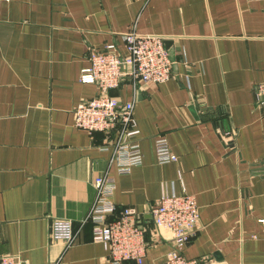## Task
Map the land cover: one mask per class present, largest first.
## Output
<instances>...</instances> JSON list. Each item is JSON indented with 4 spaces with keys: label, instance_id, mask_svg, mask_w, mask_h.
Segmentation results:
<instances>
[{
    "label": "crops",
    "instance_id": "0c3cea01",
    "mask_svg": "<svg viewBox=\"0 0 264 264\" xmlns=\"http://www.w3.org/2000/svg\"><path fill=\"white\" fill-rule=\"evenodd\" d=\"M165 37L174 62L159 84L125 78L110 94L133 102L143 163L118 175L103 134L75 125L98 88L80 82L89 54L124 34ZM264 0L0 1V256L26 264H112L86 218L96 178H116L113 220L133 208L146 229L142 264L173 249L148 207L162 196L196 198L200 229L184 254L202 264H264ZM166 138L178 161L159 164ZM116 132L110 143L115 144ZM70 220L75 240H53ZM122 264H138L129 260Z\"/></svg>",
    "mask_w": 264,
    "mask_h": 264
},
{
    "label": "built area",
    "instance_id": "2783aa9c",
    "mask_svg": "<svg viewBox=\"0 0 264 264\" xmlns=\"http://www.w3.org/2000/svg\"><path fill=\"white\" fill-rule=\"evenodd\" d=\"M123 39L125 55L115 44L90 52V65L82 70L80 82L96 85L98 94L75 110L76 127L91 136L103 134L102 148H113L110 165L116 166L118 175L129 174L134 167L142 165L144 156L138 139L140 130L133 115L134 103L121 102L110 91L118 88L125 78L142 84L164 83L172 77L174 66L165 37L130 31ZM255 99L258 107L264 109V82L256 86ZM115 132L117 140L112 145L109 141ZM155 153L159 164L178 161L166 138L155 140ZM95 187L96 200L86 218L93 223L94 241L104 245L112 264L129 260L142 264L148 243L140 214L133 208H124L110 220L116 213L112 200L116 178L106 173L96 178ZM147 214L157 230L169 232L173 242V249L162 264H202L184 254L187 243L200 229L199 206L194 196L186 193L162 196L148 207ZM51 237L73 244L72 221L54 220ZM0 264L26 263L15 256H0Z\"/></svg>",
    "mask_w": 264,
    "mask_h": 264
},
{
    "label": "trees",
    "instance_id": "16d2710c",
    "mask_svg": "<svg viewBox=\"0 0 264 264\" xmlns=\"http://www.w3.org/2000/svg\"><path fill=\"white\" fill-rule=\"evenodd\" d=\"M119 213H120V212H119ZM118 215H119V214H118ZM118 215H117V216H118Z\"/></svg>",
    "mask_w": 264,
    "mask_h": 264
},
{
    "label": "rangeland",
    "instance_id": "374dc122",
    "mask_svg": "<svg viewBox=\"0 0 264 264\" xmlns=\"http://www.w3.org/2000/svg\"><path fill=\"white\" fill-rule=\"evenodd\" d=\"M116 45V44H115ZM122 53V52H121Z\"/></svg>",
    "mask_w": 264,
    "mask_h": 264
}]
</instances>
